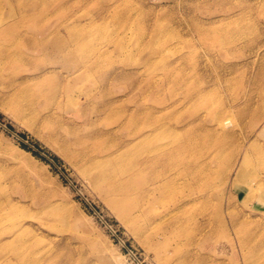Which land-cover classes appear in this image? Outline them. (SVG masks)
Returning <instances> with one entry per match:
<instances>
[{
	"label": "rangeland",
	"instance_id": "obj_1",
	"mask_svg": "<svg viewBox=\"0 0 264 264\" xmlns=\"http://www.w3.org/2000/svg\"><path fill=\"white\" fill-rule=\"evenodd\" d=\"M5 25L0 264H264V0H0Z\"/></svg>",
	"mask_w": 264,
	"mask_h": 264
},
{
	"label": "bare ground",
	"instance_id": "obj_2",
	"mask_svg": "<svg viewBox=\"0 0 264 264\" xmlns=\"http://www.w3.org/2000/svg\"><path fill=\"white\" fill-rule=\"evenodd\" d=\"M29 15H31V14H28L27 12H25V11H21V15H20V18H24L25 16H29ZM13 26H8V25H5V27H2L1 29H0V34H4V33H6L7 31H9V29H11ZM80 30H82V29H80ZM80 30H77V31H75V33L74 32H72V31H70V30H68V39L69 40H71L72 39V37H73V34H77V32L78 31H80ZM43 32L42 31H36L35 32V35L36 36H34L33 37V40H32V43L36 46V47H45V46H47L49 43L50 44H52V46L53 47H55L57 50H60L61 52H63V55H64V57H72L73 55H75V50L73 49V47H71L70 45H66L65 43H67V41L65 40V39H63V36H61L58 32H54V33H52V35L50 36L51 37V40L49 41V38H42L40 35L42 34ZM68 44V43H67ZM86 68V67H85ZM87 69V68H86ZM28 90V89H27ZM23 96H24V94L22 95H20L19 96V98L17 99L16 98V101H14V105H13V110L16 112V113H19V112H22V111H24V110H26L27 109V105L26 104H24L23 102H22V100H23ZM150 152H148V153H146V154H148L149 156H147L146 154H144L143 155V158L144 159H147V160H151L150 159V154H149ZM145 155L147 156V158L145 157ZM146 161V160H145ZM149 163H150V161H149ZM103 179V177H101V178H99V182L101 181ZM124 188H126V185H124L123 186V188H119V190H122L123 191V189ZM109 189V191H114V190H118L117 188L116 189H112V188H108ZM117 206H118V208H120V206L121 207H123V204L122 203H117ZM120 210H122V209H120ZM167 213H169V212H161V213H155V214H153V216L154 215H159V217H157L156 218V216L155 217H152V219H158V223H162V224H165V223H167V222H169V220H170V216H165V218H163V216L164 215H166ZM12 234V233H11ZM15 237H13V239H14Z\"/></svg>",
	"mask_w": 264,
	"mask_h": 264
}]
</instances>
